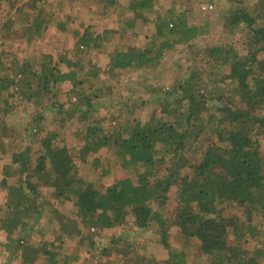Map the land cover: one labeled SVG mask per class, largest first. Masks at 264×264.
I'll use <instances>...</instances> for the list:
<instances>
[{
	"label": "trees",
	"instance_id": "trees-1",
	"mask_svg": "<svg viewBox=\"0 0 264 264\" xmlns=\"http://www.w3.org/2000/svg\"><path fill=\"white\" fill-rule=\"evenodd\" d=\"M15 1L24 4L17 9L16 18L1 29L4 43L12 39L10 33L18 36L19 32L21 37L36 42L52 27L72 33L77 46L86 52L104 47V35L71 29L73 18L60 19L45 8L44 0ZM98 1L109 12L121 0ZM229 1L235 7L230 9L225 27L230 32L240 27L248 30L244 51L225 44L193 51L188 76L168 88L164 99L157 102L162 116H152L144 123L125 120L123 127L119 125L107 133L95 119L97 109L106 106L101 101L105 92L95 87L89 94L83 86L98 78L100 70L93 67L92 72L80 77L74 63L65 56L56 62L50 56L36 65L28 61L13 78L7 73L0 76V158L13 142L3 131L7 118L14 113L12 90L17 89L18 100L32 102L35 108L41 106L31 118L33 141L13 155L17 169L5 170L7 178H18L19 185L2 181L9 191L5 215L0 217V229L9 236L5 245L10 255L7 261L14 250L21 252L22 264H34L42 256L46 264H62L52 250L56 242L84 236L68 217L40 205L38 198L46 189L56 202L75 201L80 223L91 233V245H96L95 234L127 222L142 230L156 226L161 244L169 251L166 263L189 264L184 249L171 250L169 231L174 223L163 214L172 188L178 185L176 221L187 246H191V240H198L203 255L212 264H262L263 226L254 224L253 219L264 217V26L260 25L264 22V0L256 13L248 11L242 0ZM156 3L157 0H129L130 15L126 18L121 14L120 21L130 29L139 20L150 23ZM191 17L190 12L168 9L154 21L155 34L142 49L116 50L110 55L108 72L113 75L116 71L159 68L169 53L192 46L206 33L208 27L193 24ZM67 83L72 85L69 108L56 101L58 90ZM45 99L46 106L42 104ZM46 107L63 115L59 120L62 128L72 118L86 128L81 135L83 146L75 153L77 158L57 130H48ZM107 149L114 151L128 173L125 179L112 180L110 162L105 165L96 158ZM89 158L94 159L96 169H102L100 179H107V187L80 177L78 160ZM234 203L243 205L246 221L223 214V207ZM43 222L51 227L49 231L56 240L44 241L42 247L32 246V234L47 232L41 226ZM248 242L254 243L253 250L246 246ZM115 248L103 250L102 256L113 254ZM125 255L131 257L130 249ZM131 260L122 262L150 264Z\"/></svg>",
	"mask_w": 264,
	"mask_h": 264
},
{
	"label": "rangeland",
	"instance_id": "rangeland-1",
	"mask_svg": "<svg viewBox=\"0 0 264 264\" xmlns=\"http://www.w3.org/2000/svg\"><path fill=\"white\" fill-rule=\"evenodd\" d=\"M242 1L244 2L243 6L252 13L261 10L263 3L262 0ZM44 2L45 8L60 19L68 16L72 17L74 23L71 29H78L81 33L89 32L94 36L104 35L106 37L104 47L86 52L85 49L77 46V38L72 33H62L52 27L47 31L46 36L33 43L30 39L21 37L23 35L19 31L18 36L10 33L12 39L9 42L4 43L0 39V76L2 77L7 73L13 78L26 62L29 61L36 65L50 56L53 57L54 62L64 56L71 60L76 66L74 67L80 77L89 74L93 71V67H96L100 70L99 77L96 78L98 81L91 79L83 86L89 94L95 91V87H99L105 92L106 97L101 101L106 106L97 109L95 119L101 122V126L105 128L107 133L118 129L119 125L123 127L125 120L144 123L152 116L161 117L162 114H160L157 102L164 99L163 95L168 88L188 76L193 67V51H197L200 47L225 44L234 46L237 50L243 52L248 41L247 29L243 31L240 30V27L230 32L225 27L230 9L235 7L229 0H192L191 2L157 0L150 23L139 20L133 29L126 28L125 22L120 21L119 17L123 13L126 14V18L130 15L127 13L129 0H121L119 6L109 12L105 11L98 0H44ZM23 4L24 2L15 0H0V31L11 19L16 18L17 9L22 7ZM170 8L192 13L191 22L197 25L200 24L202 27L206 25L208 27L206 33L194 41L192 46L178 47L175 51L169 53L164 58L162 65L155 70L116 71L115 74L111 75L108 72L110 55L116 50L142 49L155 34L154 21ZM260 25L264 26V22H260ZM123 29L126 30L122 33ZM18 78L20 77L18 76ZM110 87L111 89H109ZM71 89L72 85L67 83L57 92L58 98L56 101L65 103L66 108H69ZM15 91L12 90L14 97L10 100L14 113L9 115L6 124L3 125L5 136L13 142L7 145L6 151L0 158V217L5 215L4 206L9 193L8 188L2 185V181L7 179L9 185H19L17 177L10 179L6 177L5 170L9 167L17 169L18 166L12 162L13 155L23 151L25 145L31 144L33 141L30 137V133L33 131L31 118L36 111L41 109V106L35 108L32 102L18 100ZM46 102H48L47 99L42 104L46 106ZM56 111L45 108V123L48 130H57L64 140L63 143L70 147L75 158H77L75 153H78L83 146L84 141L81 135L86 128L76 118L68 120L65 128H62L59 120L63 115L58 114ZM96 155V158L103 161L105 165L110 162L112 180H122L128 176V173L120 166L113 150H101ZM32 156L34 159L36 158L34 152ZM93 163V158L78 160L77 167L80 177L86 182H96L100 187H107L109 185L107 179H100L102 169H96ZM169 196L170 199L163 214L164 217L174 223L169 231L171 250L176 252L184 249L187 252L189 264H212V260L203 255L198 240H191V246H187L186 240L182 237L181 229L176 221L179 211L177 201L178 185L172 188ZM38 202L47 211L58 210L72 220L73 225L77 224L80 232H84L82 238L56 242L58 247L56 249L49 247L58 253V260L62 264H106L104 262L106 260L110 261L107 263L124 264L122 260L125 259H132V262L135 259L142 263L167 264L166 262L169 260V251L161 244L156 226L142 230L137 228L133 222H127L115 229L95 234L97 235V242L93 246L90 242L91 233L86 232L80 223L75 201L64 204L56 202L51 193L43 189ZM223 208V214L226 217L236 216L242 221L247 220L243 205L234 203ZM253 223L263 226L264 236V217H254ZM42 225L47 232L40 235L39 233L32 234L29 241L32 246L42 247L44 241L52 242L56 240L52 231H49L51 227L47 226L46 222H43ZM8 237L0 229V264H22L21 252L16 253L14 250L11 253V260L7 261L10 258L9 251L5 248L9 240ZM233 240L234 237L232 236L230 243ZM112 246H116L115 252L103 257L102 251L109 250ZM246 246L253 250L255 245L253 242H248ZM128 249L131 251V257L125 255ZM34 264H46L45 257L38 258ZM262 264H264V261Z\"/></svg>",
	"mask_w": 264,
	"mask_h": 264
},
{
	"label": "built area",
	"instance_id": "built-area-1",
	"mask_svg": "<svg viewBox=\"0 0 264 264\" xmlns=\"http://www.w3.org/2000/svg\"><path fill=\"white\" fill-rule=\"evenodd\" d=\"M206 9V8H205Z\"/></svg>",
	"mask_w": 264,
	"mask_h": 264
},
{
	"label": "crops",
	"instance_id": "crops-1",
	"mask_svg": "<svg viewBox=\"0 0 264 264\" xmlns=\"http://www.w3.org/2000/svg\"><path fill=\"white\" fill-rule=\"evenodd\" d=\"M4 233V232H3Z\"/></svg>",
	"mask_w": 264,
	"mask_h": 264
}]
</instances>
